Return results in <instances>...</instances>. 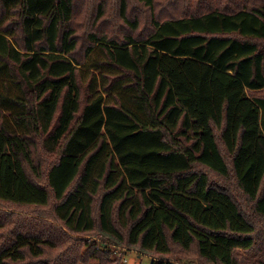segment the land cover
<instances>
[{"label": "trees", "instance_id": "obj_1", "mask_svg": "<svg viewBox=\"0 0 264 264\" xmlns=\"http://www.w3.org/2000/svg\"><path fill=\"white\" fill-rule=\"evenodd\" d=\"M4 75L0 264H264V0H0Z\"/></svg>", "mask_w": 264, "mask_h": 264}, {"label": "rangeland", "instance_id": "obj_2", "mask_svg": "<svg viewBox=\"0 0 264 264\" xmlns=\"http://www.w3.org/2000/svg\"><path fill=\"white\" fill-rule=\"evenodd\" d=\"M83 66H81V68H83ZM11 82V79H9L8 77L4 76H0V82L1 83H6ZM14 90V89H13ZM264 93L261 94V96H263ZM11 212H16L14 210H11ZM81 238H85L88 241V244H91L94 248L95 251L102 254V255H95L93 253V250H91L92 248L87 245V247L85 248H78V254H74L75 258V264H104L102 258H100L101 256L103 258H105V256H108L109 259V263H118V264H151L152 260L146 256H140L137 252L130 250L129 248H113L111 250H113V253L110 251V249L108 250V252L105 251V245H104V241L101 237L99 236H82ZM66 244V243H65ZM67 245V244H66ZM239 252L241 254H243L246 259L248 260L249 263L253 264L256 263L260 260L263 259V256L261 255V251L259 250H254L251 253H244L243 251L239 250ZM74 253V252H70ZM55 260L59 259V256L56 254V256L54 257ZM53 258V260H54ZM196 264H200L199 261H196Z\"/></svg>", "mask_w": 264, "mask_h": 264}]
</instances>
